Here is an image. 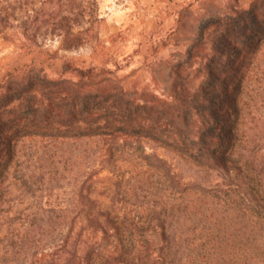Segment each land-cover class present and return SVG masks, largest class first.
I'll return each mask as SVG.
<instances>
[{
  "label": "trees",
  "instance_id": "trees-1",
  "mask_svg": "<svg viewBox=\"0 0 264 264\" xmlns=\"http://www.w3.org/2000/svg\"><path fill=\"white\" fill-rule=\"evenodd\" d=\"M103 22L97 0H0L26 48ZM202 24L171 100L70 63L0 82V264H264V0Z\"/></svg>",
  "mask_w": 264,
  "mask_h": 264
},
{
  "label": "rangeland",
  "instance_id": "rangeland-1",
  "mask_svg": "<svg viewBox=\"0 0 264 264\" xmlns=\"http://www.w3.org/2000/svg\"><path fill=\"white\" fill-rule=\"evenodd\" d=\"M100 17L99 40L76 52L61 49L59 41L26 48L23 40L0 39V82L10 75L36 70L52 79L77 80L70 63L78 69L107 70L109 77L138 95H156L171 100L174 67L185 60L198 38L203 22L221 17L231 8H249L252 0H97ZM202 57L193 59L190 87L202 78L195 70Z\"/></svg>",
  "mask_w": 264,
  "mask_h": 264
},
{
  "label": "crops",
  "instance_id": "crops-1",
  "mask_svg": "<svg viewBox=\"0 0 264 264\" xmlns=\"http://www.w3.org/2000/svg\"><path fill=\"white\" fill-rule=\"evenodd\" d=\"M262 113H263V115H264V108H263V110H262Z\"/></svg>",
  "mask_w": 264,
  "mask_h": 264
}]
</instances>
